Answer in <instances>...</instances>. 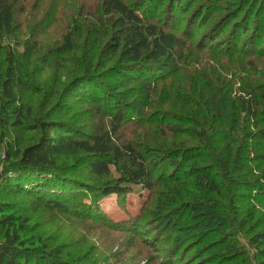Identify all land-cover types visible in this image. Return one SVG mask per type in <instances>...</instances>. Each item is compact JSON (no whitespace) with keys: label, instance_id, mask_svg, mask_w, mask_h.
<instances>
[{"label":"trees","instance_id":"trees-1","mask_svg":"<svg viewBox=\"0 0 264 264\" xmlns=\"http://www.w3.org/2000/svg\"><path fill=\"white\" fill-rule=\"evenodd\" d=\"M18 1L0 0V33L13 32ZM162 1L154 0L145 7L134 6L125 0L104 3L118 21L119 35L111 44L112 56L107 61L117 55L116 63L100 72L93 71L97 68L93 63L85 68L82 71L84 77L94 89L76 93L79 100L72 101L95 109L93 120L97 123L89 132L69 119L72 108L64 106V98L47 111L45 116L49 119H36L32 108L27 105V97L35 86L20 53L15 47L0 48V94L9 113L0 117V129H3L0 139L5 146L6 162L5 175L0 174V196L29 197L49 209L64 210L66 202L62 197L44 199L41 192L64 193L65 187L73 184L67 178L74 170L69 167L71 162L87 168L90 175L111 178L110 185L100 190L101 196L116 194L125 198L133 185L151 192L159 183L155 179L158 172L164 179L162 184L171 193L165 190L158 199L162 212L158 217L162 216L160 219H163L165 228L159 227L154 239H167L170 225L180 224L182 217H189L191 224L193 220L199 223L196 226L202 242L224 250L223 254L229 256L225 261L227 264H264V220H261L264 213L260 214L257 209L260 202L264 203V85L241 78L243 85L235 92L233 87L238 78L234 70L235 79H223L220 85L206 75L204 83L196 80L193 86L197 99L178 94L185 101L187 110L179 116H168L167 109L158 108L148 114L147 109L124 104L119 98L123 86L144 84L145 94H148L146 104L151 108L150 96L158 82L174 77L180 71L177 64L183 54L178 53V36L170 26L175 24V28H180L185 20H180L177 13H184L194 0L174 5L170 20L160 25L156 16ZM220 1L213 0L214 4L209 3L207 8L198 10L192 20L208 21L207 12L217 11L216 5ZM260 1L255 0V3ZM241 12L232 11L228 19L224 17L217 21L209 37L203 35L214 42L234 21L231 34L216 42H225V51L213 47L216 54L225 53L229 57L235 53L264 55V23L257 22L246 38L248 41H242L240 46L241 28L237 26L241 25ZM248 21L249 18L245 22ZM194 26L191 23L188 27L186 34L189 38L195 36ZM243 28L248 31L250 27L246 24ZM74 46V32L69 29L58 50L69 51ZM222 72L225 74V69ZM130 90L138 92L135 88ZM239 91L243 93L239 94ZM146 115L155 118L162 136L187 134L194 142L186 141L180 148L174 143L170 148L157 150V158H149L146 146L127 140L123 135L129 118L141 116L143 119ZM29 130L40 131L39 137L31 143L26 142ZM163 162L166 163L164 170L161 167ZM113 171L118 174L115 185ZM75 184L77 189L89 188L82 183ZM193 184L196 190L186 188ZM238 199H256L258 203L245 209L238 205ZM5 202L0 199V264H20L19 258L27 257L24 250L27 246L25 236L30 231V215H16ZM171 213L175 214L168 217ZM84 217L91 218L90 215ZM141 218L134 216L115 223L117 226L125 223V229L142 234L146 233L143 231L146 225ZM211 220H216V225L211 226ZM258 221L263 224L262 229L255 228ZM252 222L256 223L249 226ZM242 227H248L252 232L249 240L256 250L254 254L249 253L237 238V229ZM161 229L163 232L159 234ZM154 246L157 248L156 243ZM168 262L171 260L167 258L166 264ZM207 264H219V261L217 257L209 256Z\"/></svg>","mask_w":264,"mask_h":264},{"label":"rangeland","instance_id":"rangeland-1","mask_svg":"<svg viewBox=\"0 0 264 264\" xmlns=\"http://www.w3.org/2000/svg\"><path fill=\"white\" fill-rule=\"evenodd\" d=\"M106 1L19 0L16 3L14 30L0 33V48L4 50L15 47L20 53L24 67L35 86L34 91L27 97V105L32 108L36 119L41 117L49 119L45 116L47 111L64 98V106L72 108L69 119L84 126L88 132L97 123L93 120L95 109H89V105L86 104L82 106V103L73 104L72 101L79 100L76 93H86L94 89L93 84L84 77L82 71L85 68L93 63L94 67H97L93 71L100 72L116 63L117 55L113 56L112 61L107 62L112 56L111 44L114 38L118 37L119 32H117V17L110 8L105 6ZM125 1L134 6L145 7L148 3L151 5L154 0ZM184 2L186 0L183 2L163 0L158 8L157 22L161 25L170 20L174 5L178 3L179 6ZM209 3L214 4L213 0H194L191 6L185 5L188 9L183 11L184 13H177L178 16L180 15V20L185 21L180 26V30L175 28V24L170 28L178 36V53L183 54V59H180L177 64L180 71L178 75L166 77L163 82H158L155 92H152L150 96V101L153 102L152 107L149 108L146 104L145 96L148 94H145L146 85L144 84L134 83L127 87L123 86L119 97L122 103L138 108L143 107L147 109L148 114L158 108L167 109L165 111L169 113L168 116L177 114L179 116L183 111L185 112L186 103L178 94L184 93L191 96V99H197V95L193 93V86L196 80L204 83L206 75L220 85L223 79H235L232 74L234 70L238 78L233 87L235 92L243 85L241 78L246 81L254 80L264 85V55L235 53L229 57L225 53L220 55L213 52L214 49L225 51V42L217 44L216 42L229 35L234 21H231L214 42L207 39L208 35L213 33L210 30L214 25L217 26L218 20L224 17L228 19L232 11H242L239 14L241 25L237 27L241 28L240 46L242 41L246 43L248 41L246 38L255 24L264 23V0L257 4L255 0H221L216 5L217 11L207 12L208 21H193L198 10L207 8ZM248 18L249 21L246 23ZM241 19L244 20L241 21ZM191 23L195 24L194 38H189L186 34ZM246 24L250 27L248 31L243 28ZM69 29L74 32L75 46L69 51L59 52L58 47L63 44L64 36ZM206 34L207 37H203ZM215 59L220 63H217ZM223 69L225 74L222 72ZM128 88H135L138 92ZM97 92L100 94L99 91ZM239 92V94L243 93ZM233 96L234 94L229 98L232 99ZM1 98L0 94V117L3 118L9 113L4 108V101ZM134 117L129 118L130 121L128 120L123 129L124 138L146 146L149 158H157V150L170 148L174 143L180 148L186 144V141L194 142L187 134L174 136L168 133V136H162L159 125L153 117L148 115L143 116V119L141 116ZM0 131H3L2 127ZM39 132L29 130L26 134V142L31 143L36 140ZM4 153L5 146L0 139V174L3 176L6 163ZM69 167L74 168L67 177L70 182L73 181V184L66 186L64 193L53 194L50 190L41 192L44 199L57 200L62 197L66 202L64 210L49 209L41 202L36 203L29 197L26 199L0 196L1 200L6 201L7 208L14 211L16 215L27 213L30 215V231L25 236L27 246L24 253L27 257L19 258L20 264H164V260L166 264L167 258L171 260L169 264H207L209 256L217 257L219 264H227L225 261L229 256L223 254L224 250H217L212 244L202 242L198 238L199 223L193 220L191 224L189 217L186 219L182 217L180 224L178 222L171 224L167 239L163 236L161 240L154 239L158 234V228H165L163 219H160L162 216L158 217V214L162 215L158 199L165 190L169 191L164 183L162 184L164 179L162 175H158V172L155 179L156 183H159L153 191L133 185L131 192L123 198L116 194L100 195V190L110 185L108 184L110 177L99 178L90 175L87 168L73 162ZM161 167L164 170L166 163L163 162ZM117 178V172L113 171L114 185ZM75 183H82L89 188L77 189ZM53 185L52 183L51 186ZM59 188L61 189L62 186ZM186 188L196 190L194 184ZM254 203H258L256 199H247L239 201L238 205L248 209ZM257 209L260 214H263L264 203L260 202ZM173 214L175 213H171L168 217ZM85 215H90L91 218L84 217ZM134 216L142 217L141 222L146 225L143 231L146 233L136 234L125 229V223H119V226L115 223L124 222ZM261 220H264V216ZM253 223L256 222L248 225ZM212 224L216 225V220H211L210 225ZM254 226H257L256 229L263 228V224L259 221ZM161 232H163L162 229L159 234ZM251 233L248 227L239 228L237 238L249 253L254 254L256 250L249 240ZM155 243L157 248L152 247Z\"/></svg>","mask_w":264,"mask_h":264}]
</instances>
